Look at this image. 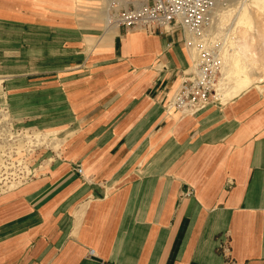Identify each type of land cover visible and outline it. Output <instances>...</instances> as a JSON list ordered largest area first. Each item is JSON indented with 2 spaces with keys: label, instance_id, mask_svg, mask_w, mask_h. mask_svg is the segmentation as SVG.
<instances>
[{
  "label": "crops",
  "instance_id": "obj_1",
  "mask_svg": "<svg viewBox=\"0 0 264 264\" xmlns=\"http://www.w3.org/2000/svg\"><path fill=\"white\" fill-rule=\"evenodd\" d=\"M77 17L74 0H0V102L65 142L0 194V264H264V81L182 116L180 28Z\"/></svg>",
  "mask_w": 264,
  "mask_h": 264
},
{
  "label": "built area",
  "instance_id": "obj_2",
  "mask_svg": "<svg viewBox=\"0 0 264 264\" xmlns=\"http://www.w3.org/2000/svg\"><path fill=\"white\" fill-rule=\"evenodd\" d=\"M220 0H122L114 6L107 24L136 29L145 34H164L180 28L186 35L187 50L196 51L191 65L181 73L178 86L166 109L193 116L217 99L216 85L221 69L219 45L207 38L217 18ZM196 39H188L187 35ZM81 174L82 169L77 168Z\"/></svg>",
  "mask_w": 264,
  "mask_h": 264
},
{
  "label": "rangeland",
  "instance_id": "obj_3",
  "mask_svg": "<svg viewBox=\"0 0 264 264\" xmlns=\"http://www.w3.org/2000/svg\"><path fill=\"white\" fill-rule=\"evenodd\" d=\"M121 1L74 0V6L78 14L77 18L82 19L83 16H86L90 26H99L102 23H107L108 17L114 11L113 7L119 6ZM241 1L220 0L216 6V14L219 15L214 21L215 27L208 33L207 38L215 39L220 32H225V28L226 30L230 29V32L226 34L227 36L225 35V43L229 44V40L231 41L235 36L233 19L241 6ZM222 12L225 15L224 18L220 15ZM220 23H223V30L219 28ZM248 29L250 30V28ZM187 38L196 39L195 36L189 34ZM214 39H212V43L213 41L215 43L216 39ZM216 43L221 50H226V47H228V44L224 45L220 41H216ZM190 54L193 59L196 58L195 49L190 50ZM222 58H224V55L220 53L223 65L221 64L218 85L223 80L224 59ZM223 82L226 81L223 80ZM222 92L221 90L216 92L217 99L221 103L220 95H222ZM14 124L9 111L0 102V194L12 190V188H16L39 173L44 172L56 160L65 144L64 139H62L64 137H62L64 127H21Z\"/></svg>",
  "mask_w": 264,
  "mask_h": 264
},
{
  "label": "bare ground",
  "instance_id": "obj_4",
  "mask_svg": "<svg viewBox=\"0 0 264 264\" xmlns=\"http://www.w3.org/2000/svg\"><path fill=\"white\" fill-rule=\"evenodd\" d=\"M238 9L233 19L235 36L229 40V44L225 43V35L230 29L225 28V32H220L216 40L213 38L215 43L220 41L224 45L228 44L226 50L222 44L224 50H221L224 55L222 75L226 82L222 80V83L216 85V92L223 91L220 95L222 103H227L252 85L264 81V0H242ZM220 15L225 17L223 12ZM223 27V23H220L219 28Z\"/></svg>",
  "mask_w": 264,
  "mask_h": 264
}]
</instances>
